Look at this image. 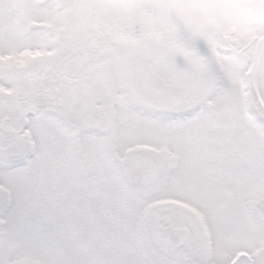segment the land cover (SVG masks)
Instances as JSON below:
<instances>
[{
    "label": "snow or ice",
    "instance_id": "1",
    "mask_svg": "<svg viewBox=\"0 0 264 264\" xmlns=\"http://www.w3.org/2000/svg\"><path fill=\"white\" fill-rule=\"evenodd\" d=\"M0 264H264V0H0Z\"/></svg>",
    "mask_w": 264,
    "mask_h": 264
}]
</instances>
